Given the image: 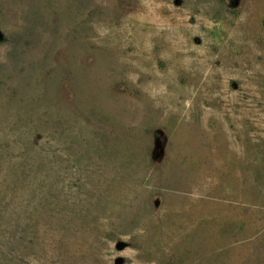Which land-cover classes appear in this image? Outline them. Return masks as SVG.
<instances>
[{
    "label": "rangeland",
    "instance_id": "1",
    "mask_svg": "<svg viewBox=\"0 0 264 264\" xmlns=\"http://www.w3.org/2000/svg\"><path fill=\"white\" fill-rule=\"evenodd\" d=\"M0 264H264V0H0Z\"/></svg>",
    "mask_w": 264,
    "mask_h": 264
}]
</instances>
